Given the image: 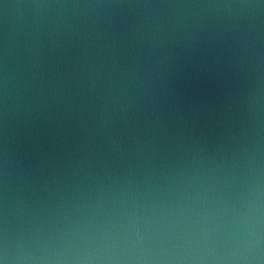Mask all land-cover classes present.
Returning <instances> with one entry per match:
<instances>
[{"label":"water","instance_id":"water-1","mask_svg":"<svg viewBox=\"0 0 264 264\" xmlns=\"http://www.w3.org/2000/svg\"><path fill=\"white\" fill-rule=\"evenodd\" d=\"M0 264H264V0H0Z\"/></svg>","mask_w":264,"mask_h":264}]
</instances>
